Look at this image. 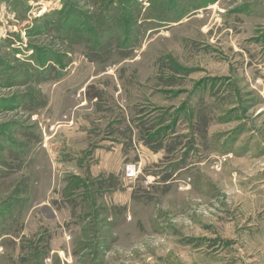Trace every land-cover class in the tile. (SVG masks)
<instances>
[{"label": "rangeland", "instance_id": "1", "mask_svg": "<svg viewBox=\"0 0 264 264\" xmlns=\"http://www.w3.org/2000/svg\"><path fill=\"white\" fill-rule=\"evenodd\" d=\"M0 264H264V0H0Z\"/></svg>", "mask_w": 264, "mask_h": 264}, {"label": "built area", "instance_id": "2", "mask_svg": "<svg viewBox=\"0 0 264 264\" xmlns=\"http://www.w3.org/2000/svg\"><path fill=\"white\" fill-rule=\"evenodd\" d=\"M127 176L129 178L136 177L137 176V169L135 166H129L127 168Z\"/></svg>", "mask_w": 264, "mask_h": 264}]
</instances>
